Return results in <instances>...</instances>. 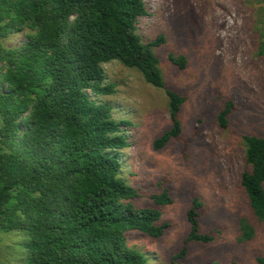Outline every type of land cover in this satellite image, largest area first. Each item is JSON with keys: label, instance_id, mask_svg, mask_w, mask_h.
I'll return each instance as SVG.
<instances>
[{"label": "trees", "instance_id": "trees-1", "mask_svg": "<svg viewBox=\"0 0 264 264\" xmlns=\"http://www.w3.org/2000/svg\"><path fill=\"white\" fill-rule=\"evenodd\" d=\"M148 9L145 0H0V238L11 240L12 264H150L128 235L165 236L157 207L171 203L168 192L149 196L153 207L136 205L141 195L120 164L131 123L116 121L109 103L93 99L114 94L103 66L117 61L165 92L170 127L154 149L179 138L185 97L166 90L153 52L164 38L146 43L137 32ZM13 35L23 42L7 47ZM260 46L264 56V41ZM169 61L185 67L183 57ZM232 110L233 102L223 101L215 117L221 130ZM242 142L240 185L263 222L264 138ZM190 205L189 234L168 264H183L188 244L213 241L199 230L202 205ZM239 229L243 241L252 239L245 220Z\"/></svg>", "mask_w": 264, "mask_h": 264}, {"label": "rangeland", "instance_id": "rangeland-1", "mask_svg": "<svg viewBox=\"0 0 264 264\" xmlns=\"http://www.w3.org/2000/svg\"><path fill=\"white\" fill-rule=\"evenodd\" d=\"M145 1L149 14L139 20L138 35L146 43L163 36L164 44L153 52L166 90L184 96L185 103L179 138L155 150L154 141L170 127L165 92L117 61L103 66L115 92L92 98L109 103L116 121L131 123L120 164L126 183L141 195L136 205L153 207L148 197L164 190L171 199L157 207L168 225L165 236L130 233L128 244L150 257V264H168L189 234L185 214L197 199L200 233L213 241L188 244L183 264H257L256 258H264V221L251 213L240 177L246 170L242 137L264 138V0ZM22 42L13 35L5 45ZM170 55L183 57L185 67L173 66ZM226 100L233 110L221 130L215 117ZM241 220L253 229L251 240H242ZM10 243L2 235L0 264H12Z\"/></svg>", "mask_w": 264, "mask_h": 264}]
</instances>
